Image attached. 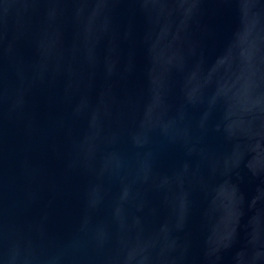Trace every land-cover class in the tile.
Returning <instances> with one entry per match:
<instances>
[{
    "label": "water",
    "instance_id": "1",
    "mask_svg": "<svg viewBox=\"0 0 264 264\" xmlns=\"http://www.w3.org/2000/svg\"><path fill=\"white\" fill-rule=\"evenodd\" d=\"M0 264H264V0H0Z\"/></svg>",
    "mask_w": 264,
    "mask_h": 264
}]
</instances>
